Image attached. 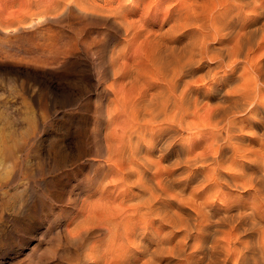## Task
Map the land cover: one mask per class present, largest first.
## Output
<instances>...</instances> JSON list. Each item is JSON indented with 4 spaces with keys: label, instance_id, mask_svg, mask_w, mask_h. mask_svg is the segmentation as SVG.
Returning a JSON list of instances; mask_svg holds the SVG:
<instances>
[{
    "label": "bare ground",
    "instance_id": "bare-ground-1",
    "mask_svg": "<svg viewBox=\"0 0 264 264\" xmlns=\"http://www.w3.org/2000/svg\"><path fill=\"white\" fill-rule=\"evenodd\" d=\"M181 1L166 8L159 27L149 21L170 0H15L4 20L17 34L37 19L31 26L43 29L46 53L59 39L40 25L75 13L73 3L103 23L104 14L114 17L126 32V46L111 56L109 153L101 161L115 174L113 186L126 189L115 193L120 205L104 200L109 209L85 199L78 225L90 218L108 228L107 240L87 253L95 264H264V0ZM59 51L50 56L56 64ZM38 57L30 60L53 66ZM205 59L216 66L199 73ZM173 185L179 190L171 192ZM123 213L135 218L127 228L114 221Z\"/></svg>",
    "mask_w": 264,
    "mask_h": 264
},
{
    "label": "rangeland",
    "instance_id": "rangeland-1",
    "mask_svg": "<svg viewBox=\"0 0 264 264\" xmlns=\"http://www.w3.org/2000/svg\"><path fill=\"white\" fill-rule=\"evenodd\" d=\"M14 1L0 0L2 19L0 22L3 21L0 23V42L7 46L2 50V54L0 52V264H90V262L95 264L94 259L88 260L91 255L89 252L87 256V253L95 242L97 244L103 239L107 240L108 235L105 237L107 227L98 220L96 222L99 223L95 224L90 218L88 224L87 220L84 223L85 226L91 224V228L90 225L88 228L83 226L81 231L78 225L85 215L82 212V207L87 202H84L85 199L88 198L87 206L92 205V202H95L94 204L101 202V206L107 204L104 206L107 209L109 205L113 206V203L104 200L110 198L112 201L114 197L117 203L112 202L115 203L114 206H118L121 204V201L120 203L118 201L123 196H116L115 193L117 191L116 194H119L122 189H126L124 186H113L112 178L115 174L107 171L104 162H101L106 160L105 156L107 157L109 153L104 136L110 130H108L110 126L104 119L107 120V105L111 96L106 93V89L114 84L111 56L114 54L113 50L116 52V48L126 46L124 44L126 32L113 16L111 18L110 15L104 14L106 18L103 23L104 20H100L99 15L97 17L94 13L95 17L93 12L87 15L73 3L75 13L67 12L65 17L63 12L61 16L64 17L58 20L50 16L51 25L49 22V25L48 23L40 25L45 26L46 31L48 29L47 33L50 36L55 35L56 44L59 41L60 45L54 44L57 47L53 46L52 50V52L61 50L60 59L55 60L56 64L52 60L56 53L52 54L48 50L46 53L45 46L42 45L43 29L36 26L32 28L37 19L30 20V24L25 25L26 30L17 32L18 35L6 24L4 20L8 18L9 11L16 9L12 3ZM170 1L173 2H170V6L162 3L160 7H164L159 8L156 17H153L156 27L165 24L166 8L173 9L178 2L183 3L181 0ZM100 2L99 4H102ZM258 2L261 3V0ZM127 3H131V0H127ZM74 5L78 7L75 8ZM247 9L251 12L252 7L246 8L245 12L249 13ZM93 17L99 19L94 20ZM35 29L36 31L40 29L43 34L36 32ZM118 43L123 44L119 46ZM58 48L60 49L57 50ZM6 49L7 52L4 53ZM66 50L68 51L65 52ZM131 52L133 50L130 51L133 55ZM138 53L139 51L134 55L137 56ZM26 56L27 59L24 58ZM38 56L42 59L45 57L48 62L52 61L50 63L53 66L47 64L46 67L41 62L36 64L30 60ZM202 64L199 73H205L209 64H212V67L216 66L210 59H205ZM95 127L100 128L96 130ZM59 156L64 160L61 161ZM100 177H105L111 182L106 184L104 183L106 180ZM175 186L178 188L175 189ZM97 187L103 196L96 192ZM179 188L178 185H173L170 190L175 192ZM162 200L161 198L160 202ZM127 203L132 202L127 201L125 204ZM127 213L121 214L122 218L119 215L114 220L121 228L122 225L123 228L129 227L127 223L130 226L133 224L135 218L130 217L129 220ZM125 220H129L130 223ZM92 224H95L93 225L95 230L92 229ZM76 226L79 229H76ZM75 230H80L83 234ZM79 236H82L81 239ZM176 262L173 264H179V260Z\"/></svg>",
    "mask_w": 264,
    "mask_h": 264
},
{
    "label": "snow or ice",
    "instance_id": "snow-or-ice-1",
    "mask_svg": "<svg viewBox=\"0 0 264 264\" xmlns=\"http://www.w3.org/2000/svg\"><path fill=\"white\" fill-rule=\"evenodd\" d=\"M155 22H156L155 20H150V21H149V23H150V24H153V25L155 24ZM227 83H228V81H224V82H222V83H220V84H217V85H216V89H217V90H222L223 87H225V86L227 85Z\"/></svg>",
    "mask_w": 264,
    "mask_h": 264
}]
</instances>
